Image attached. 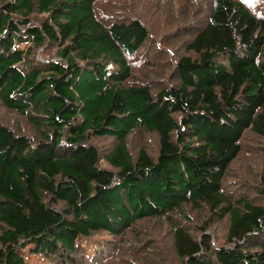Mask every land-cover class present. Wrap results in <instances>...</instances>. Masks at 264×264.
<instances>
[{"label":"trees","instance_id":"obj_1","mask_svg":"<svg viewBox=\"0 0 264 264\" xmlns=\"http://www.w3.org/2000/svg\"><path fill=\"white\" fill-rule=\"evenodd\" d=\"M97 7L0 0V106L24 123L0 122V264H112L91 242L146 220L169 225L150 264H264V169L227 182L246 132L264 148V19L239 0L187 14L162 40L184 54L154 91L133 81L131 61L156 53L145 22ZM143 132L154 155L129 149Z\"/></svg>","mask_w":264,"mask_h":264},{"label":"rangeland","instance_id":"obj_2","mask_svg":"<svg viewBox=\"0 0 264 264\" xmlns=\"http://www.w3.org/2000/svg\"><path fill=\"white\" fill-rule=\"evenodd\" d=\"M209 1L211 0H196V2L191 0H98L96 13H103L105 21L106 19L116 20L118 18L127 21L139 18L145 22L150 31V36H152V43L149 44V47H154L156 53L150 52L151 48H149L148 56L138 53L137 57L131 61L136 63L133 66V81L136 85L147 84L154 91H158L166 86L171 68L177 59L184 54V47H178L174 50L164 45L162 40H165L166 33L172 34L175 26L181 28L180 25H177L178 23L188 26L190 17L187 18V23L184 19L187 14L188 16L195 14L196 23L200 21L207 10L206 5ZM239 1L246 2L250 6L248 8L251 12L255 11L254 14L257 17L264 19V0ZM184 32V30L179 32V42L186 40ZM0 122L9 126L24 124L22 121L20 123L16 114L5 111L1 106ZM135 140H140L141 143L136 144L134 143ZM128 146L133 155L139 148H145L150 155H154L157 150V140L153 135L143 132L129 140ZM242 149L239 161L231 167L233 169L232 176L227 178V182L230 180L237 190L247 183L253 184L264 169V148L250 132L244 134ZM220 227L223 226L220 225ZM165 233L168 238L163 239L162 235ZM106 236V234L101 236L100 243L98 241L91 242L94 244L90 248L98 246V244L104 246L101 248L103 255L108 260L110 259L112 264H150L152 254L147 250V247L150 246L151 248L154 244V246L159 247V251L162 247L166 249L170 247L169 225L162 221L146 220L137 224L132 231L127 232L125 239L114 246H109L103 242L107 240L104 239ZM212 243L222 244L223 241L216 242L212 237ZM26 259L28 260L27 255ZM30 264L49 263L41 258L32 257Z\"/></svg>","mask_w":264,"mask_h":264}]
</instances>
